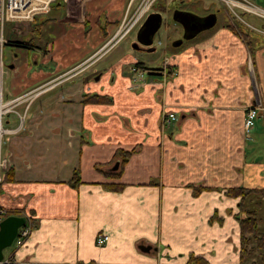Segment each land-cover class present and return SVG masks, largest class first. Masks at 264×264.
<instances>
[{"label": "crops", "instance_id": "0c3cea01", "mask_svg": "<svg viewBox=\"0 0 264 264\" xmlns=\"http://www.w3.org/2000/svg\"><path fill=\"white\" fill-rule=\"evenodd\" d=\"M54 1L26 21L27 37L7 36L26 59L0 64L11 79L2 101L45 87L23 120L5 114L12 131L0 134V209L31 226L14 264H264V249L240 254L245 208L264 231V196L230 193L264 188V152L244 129L246 110L264 105V18L218 24L213 11L214 25L169 51L166 68L130 79L124 49L109 54L132 31L101 47L133 0ZM100 60L74 80L41 81Z\"/></svg>", "mask_w": 264, "mask_h": 264}, {"label": "rangeland", "instance_id": "374dc122", "mask_svg": "<svg viewBox=\"0 0 264 264\" xmlns=\"http://www.w3.org/2000/svg\"><path fill=\"white\" fill-rule=\"evenodd\" d=\"M55 1H57V0H55ZM66 1L68 2V4L71 7H73V10H74L75 9L74 6H72V4H70L71 0H66ZM182 1L185 4L181 5L179 0H157V1H154L152 3L151 9H150L151 11H157V10L163 11L164 10V12H162V17H163L164 22H163L161 28L159 29V31L155 34L154 43H155L156 50L154 52L143 53V50L138 51V50L134 49L133 40L135 39V35H136V32H135L136 29H135L130 34L127 33L128 35L126 36V38L123 41H121L116 46V48L113 49V52H111L109 54V55H111V54L115 53L116 51L120 50L121 47L124 49V53L127 55L126 58H128V60L126 62H124L125 63L124 65L123 64L121 65L122 70L126 71V72L122 73L123 75L124 74L129 75L130 79H134V77L138 79L139 74H141V73H145V76H146V74H147L146 71L147 72L150 71V74L156 75L155 72L160 71V69L166 68V66L168 65L166 63L169 62L170 60L167 59L164 62L165 58L169 57V51L170 52L175 51L174 50L175 48H173L171 46V43H172L171 41L178 36V33H176L174 31V28L176 25H173V19H172V13H173L172 10L174 9L175 6L177 8V6L181 5L180 6L181 8L190 10V12L193 11V12L203 13V12L215 11V12H217L218 24L222 23V21L225 17L224 7H230L231 9L230 8L226 9L227 14L229 13L230 15H232L234 17L242 18V15H243L244 19L252 20V21L258 20L259 19L258 17L264 18V14L260 13V11L259 12H256V11L254 12L252 10L249 11L246 7V6H249L251 8V7H254L255 5H256V8H258L257 6L264 7V0H182ZM142 2H143V0H133V4L131 6V9L128 12V17H131L132 14H134L135 11L138 10V6ZM144 5H145V3H144ZM162 6H164L165 8L161 9V8H163ZM240 13H242V15ZM37 17H38L37 21H39L42 19L43 14H38ZM27 23H29V25H27ZM32 25L33 24H31V22H26V21H21V22H19V21L18 22L17 21H15V22L7 21L5 23V38L7 39V36H8V37L13 38V39L22 40L20 38L21 37H27L26 35L31 30ZM115 32L112 35H116ZM8 33L10 36L8 35ZM44 34H45V36H47L49 33L46 31ZM111 36H110V38H111ZM105 47H107V46H105ZM168 48H169V50H168ZM14 52H16L19 55L18 61H20L21 59H26V54L28 53V51H26V49L23 47H17L15 45L14 46L4 45L3 50H2V56H1L2 62L4 61L6 63L8 59L11 60L12 58H14L13 57ZM99 59H101V58H99ZM99 59L96 58V61ZM104 61L105 60H100L98 62L94 61L95 63L93 64L94 65L93 67L91 66L88 69L86 68L81 73L78 72V75H76V76H75V72H77L76 70L79 69L78 66L81 65L83 61H79V63L77 62L76 66H75V64L72 63L73 66L68 71H66V72L60 71V73L59 72L52 73L50 75H47L41 81L42 82L47 81L48 85L50 86L51 84L57 82L59 80V78L66 76L67 74H65V73L69 74L68 79L74 80V79H76V77H82V76H85L87 74L92 73V69L99 70V69L103 68L105 66ZM145 66L158 67V69H151V68H147ZM159 66H161V67H159ZM153 71H155V72H153ZM70 73H72V74H70ZM96 73H98V72H96ZM96 73L92 74V76H93L92 78L96 77V75H97ZM136 81L137 80H135V82ZM10 84H11V79L6 74V72L1 73V69H0V86H2L4 93L8 92V90L10 88ZM34 88L25 89L24 92L32 90ZM44 88H42V90H44ZM36 96L37 95H34L33 99ZM4 98L6 99L5 96H4ZM4 101H6V100H4ZM15 110H18L17 113L21 115V119L23 120L25 113H26V110H27L26 107H16ZM9 113H7V114H9ZM9 115H10V118L13 119L12 118L13 115L12 114H9ZM2 118H3L2 128H6V126H5L6 125L5 124V115ZM20 124L21 125L23 124L22 121L20 122ZM251 137L253 139L255 138L254 144L251 147L254 150H259V151L264 152V118L263 117L258 116V118L256 119L254 128L251 132ZM250 143H252V142H250ZM13 248H14V246L7 247L6 249H4L3 253L7 256L13 250ZM252 255H254V253Z\"/></svg>", "mask_w": 264, "mask_h": 264}, {"label": "built area", "instance_id": "2783aa9c", "mask_svg": "<svg viewBox=\"0 0 264 264\" xmlns=\"http://www.w3.org/2000/svg\"><path fill=\"white\" fill-rule=\"evenodd\" d=\"M54 0H0V64H2L1 56H2V50L6 43L5 38V23L7 21H27L32 19L33 14L42 13L45 9L48 8V5ZM155 0H143L142 3L138 6V10L135 11V13L132 14L131 17H128L126 15L123 17L121 24L116 29V35H112L111 38H109L106 43L101 47L104 48L107 46L108 43L112 41L114 38L115 40H118L122 38L127 32L130 30V28L133 25H136L139 23L141 19H143L150 11L152 3ZM145 3V5H144ZM144 5V6H143ZM145 8L141 12V10ZM141 14L139 15V13ZM264 14V11H262ZM133 19V20H129ZM127 24L129 26V30L121 35L118 36V32L121 30V28ZM42 86H37L32 90L26 91L21 93L19 96H15L9 100L2 101L0 99V134L11 129L2 128V120L3 116L9 112L15 113L17 116L21 118V115L17 113L18 110H15L17 105L24 104V107L29 106V102L32 100L34 95H39L42 91ZM264 111V105L263 106H252L246 110L245 119H244V129L246 132H249L252 127L255 125V121L257 117L260 115V113ZM169 118L171 120L175 119V113L170 112ZM17 129V128H16ZM13 129V130H16ZM8 213L5 209H0V221L4 218V215ZM30 225L29 222H26L18 228L17 234L14 237L11 246L17 247L19 246L24 239L29 235L30 232ZM108 239V236L106 234H99L96 237V243L97 245H102L106 240ZM0 264H14V260L11 256H3V258L0 260Z\"/></svg>", "mask_w": 264, "mask_h": 264}, {"label": "water", "instance_id": "95a60500", "mask_svg": "<svg viewBox=\"0 0 264 264\" xmlns=\"http://www.w3.org/2000/svg\"><path fill=\"white\" fill-rule=\"evenodd\" d=\"M186 15H190L192 17L199 18V16L191 13V12H183V11H174L172 13V18L174 21L180 22L184 25V21L187 20ZM215 14H211L209 16L200 17V19H205V21H198L195 20V24L198 27H195L191 34L188 37H193L196 33H198L202 29L209 28L214 25L215 23ZM162 17L160 13H150L147 15L145 22L142 24L141 29L139 31H143L144 34V41L143 44L145 46H150L153 43V37L157 30L161 25ZM193 25V26H196ZM200 25V27H199ZM148 50H152L151 48ZM25 223V219L18 215H9L4 217L0 221V260L3 258L4 254L3 251L5 248L9 247L17 234V230ZM143 250H148V247L141 246Z\"/></svg>", "mask_w": 264, "mask_h": 264}, {"label": "trees", "instance_id": "16d2710c", "mask_svg": "<svg viewBox=\"0 0 264 264\" xmlns=\"http://www.w3.org/2000/svg\"><path fill=\"white\" fill-rule=\"evenodd\" d=\"M230 193L239 194L244 197V199L250 194H260L264 196V188L262 189H247V188H236L232 189ZM245 208V207H244ZM245 215L240 219V229H241V247L240 254L242 260H247L252 257V254L259 250L264 249V231L261 230L259 224L260 219L255 210H250L245 208ZM11 215L9 212L4 215L7 217ZM194 264H207V262L201 257H194Z\"/></svg>", "mask_w": 264, "mask_h": 264}, {"label": "flooded vegetation", "instance_id": "af4514ba", "mask_svg": "<svg viewBox=\"0 0 264 264\" xmlns=\"http://www.w3.org/2000/svg\"><path fill=\"white\" fill-rule=\"evenodd\" d=\"M180 1V3H181V5L182 4H184L183 3V1L182 0H179ZM181 5H179V6H177V8H176V6L174 7V9L172 10L173 12L174 11H183V12H190V10H187V9H184V8H181L180 6ZM155 12H157V13H160L161 15H162V12H164V11H149V13L148 14H150V13H155ZM193 12V11H192ZM224 13H225V15H226V17L227 18H229L230 17V14L228 13L227 14V10L226 9H224ZM147 14V15H148ZM211 14H216L215 12H213V11H209V12H203L202 14H200V15H198L197 14V16H199V18H196V17H192V16H190V15H186V18H187V20H185L184 21V25L183 24H181L180 22H177V21H174V23L178 26H175V28H174V31L176 32V33H178V36L176 37V38H174L171 42V46L173 47V48H178V47H183L185 44H186V42L187 41H189L190 39H192L193 37H188V35H190L191 34V31L195 28V27H198V25H196L195 24V20H198V21H205V19H200V17H205V16H209V15H211ZM147 15L143 18V19H141L140 21H139V23L138 24H136L132 29H131V31H133V30H135V32H136V35H135V39L133 40V46H134V49L135 50H140V51H148V49L149 48H151L152 50H154V48H155V45H150V46H145L144 44H143V42L142 41H144V39H145V37H144V34H143V31L141 32V31H139V29H141V26H142V24L145 22V19H146V17H147ZM162 17V16H161ZM162 23H163V17H162ZM162 23H161V26H162ZM193 25H196V26H193ZM161 26H160V28H161ZM199 27H200V25H199ZM203 30H205V29H202V30H200L198 33H196L195 34V36L197 35V34H199L200 32H202ZM157 33V32H156ZM155 33V34H156ZM155 36V35H154ZM153 39H155L154 37H153Z\"/></svg>", "mask_w": 264, "mask_h": 264}, {"label": "bare ground", "instance_id": "6f19581e", "mask_svg": "<svg viewBox=\"0 0 264 264\" xmlns=\"http://www.w3.org/2000/svg\"><path fill=\"white\" fill-rule=\"evenodd\" d=\"M144 6V5H143ZM247 7V9L250 11V10H252V11H256V12H259V11H257V9H259V8H256V6H254V7H249V6H246ZM143 10H145V8L143 7V9L141 10V12L143 11ZM141 12L139 13V15L141 14ZM260 13H263L262 11H260ZM261 15V14H260ZM263 15V14H262ZM128 16V15H127ZM135 17H136V14H135ZM129 20H133V19H129ZM135 25H133L131 28H130V30L134 27ZM129 30V26L127 25V24H125L122 28H121V30L118 32V36L117 37H120L121 35H123V34H125L127 31ZM115 39L113 38L112 39V41H114ZM110 43H108L107 44V46L109 45ZM100 51H102V50H100ZM100 51H98V53L100 52ZM88 62L89 61H87L86 63H84V64H82L80 67L82 68V67H84L85 65H87L88 64Z\"/></svg>", "mask_w": 264, "mask_h": 264}]
</instances>
